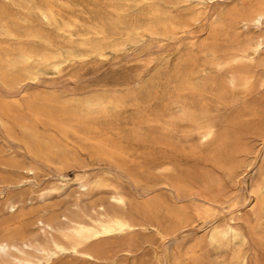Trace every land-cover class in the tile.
Returning a JSON list of instances; mask_svg holds the SVG:
<instances>
[{
  "label": "rangeland",
  "instance_id": "1",
  "mask_svg": "<svg viewBox=\"0 0 264 264\" xmlns=\"http://www.w3.org/2000/svg\"><path fill=\"white\" fill-rule=\"evenodd\" d=\"M256 1L0 0V229L52 220L67 248L37 264H264V65L210 66L264 33L238 23ZM116 190L143 227L74 251L64 217ZM225 223L245 241L209 243Z\"/></svg>",
  "mask_w": 264,
  "mask_h": 264
},
{
  "label": "bare ground",
  "instance_id": "2",
  "mask_svg": "<svg viewBox=\"0 0 264 264\" xmlns=\"http://www.w3.org/2000/svg\"><path fill=\"white\" fill-rule=\"evenodd\" d=\"M42 15L45 18L48 17L43 11ZM263 22L264 0H257L253 9L248 14L238 19L240 27L245 29L250 25L259 28ZM213 52L214 51H212L213 58L210 60V66L213 69L218 70L224 67L228 68V70H226V80L230 86L235 87L237 84L248 86L251 83L250 78L252 74L247 70L246 65H264V33L259 34L256 38L248 41L242 48L223 52L218 56H215ZM30 76L28 78H30ZM33 78H31V80H33ZM262 84L263 81H261L260 85L262 86ZM213 132V125L205 126L199 132V137L201 140H206L212 136ZM248 166L250 167L249 163L245 164L244 168L247 169ZM21 169L25 170L27 173H33L34 168L32 165H27L22 166ZM18 182V180H15L13 184H17ZM87 186V182H81L79 184V187L83 189ZM258 189L259 184L253 183L248 187L247 191L250 196L252 195L255 197L258 203H261L263 199L259 197ZM25 200L26 197L21 194L17 198L9 199L6 202V206L11 210L17 204L23 203ZM125 200L126 196L116 190L109 194L107 204H98L99 208L94 210V216L85 215L87 220L84 218L78 219L65 216L64 218L68 221L69 226L67 227V231L63 232L62 235L67 244L74 251H77V247L82 246L91 240L108 238L129 232L136 227H143L140 221L132 220L131 216L123 211ZM229 207L230 206H228V208ZM35 222L42 231L43 237L41 238L26 236V232L19 228L6 230L0 229V264H37L40 261L48 262L53 256L66 250L67 247L60 243L54 235L49 233V231L56 230L52 220L44 217H37ZM210 228L211 229L206 237L211 244L218 243V245H224L223 242L226 239H229L232 244H241L245 241V236L231 223H225L222 226L214 225ZM14 252L26 255V257L19 258ZM85 254L90 256V253L88 252H85ZM175 264L181 263L176 262Z\"/></svg>",
  "mask_w": 264,
  "mask_h": 264
}]
</instances>
